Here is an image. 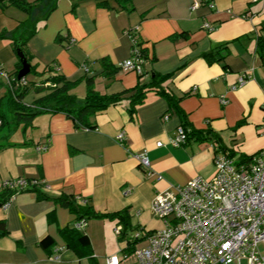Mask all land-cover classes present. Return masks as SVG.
Instances as JSON below:
<instances>
[{
    "label": "crops",
    "instance_id": "obj_1",
    "mask_svg": "<svg viewBox=\"0 0 264 264\" xmlns=\"http://www.w3.org/2000/svg\"><path fill=\"white\" fill-rule=\"evenodd\" d=\"M215 1L216 9L202 5L193 10L194 0H132L130 10L115 0H109V8L98 0H59L39 22L26 49L31 64L43 74L28 79L38 83L57 73L79 80L72 92L83 100L88 78H93L96 91L111 95L150 83L157 73L168 76L162 87L179 100L180 110L151 91L131 113L129 92L123 101L90 117L94 128L77 126L65 112H48L37 116L26 132L18 130L10 140L14 145L0 150V188L4 181L19 178L49 186H41L42 193L19 192L7 207H0V220H6L8 229L0 237V264H107L112 256L119 264H138L125 254L127 241L116 232L118 219H88L84 229H77L78 214L55 198L73 195L100 213L126 209L134 228L128 236L134 237L142 229L163 227L152 211L159 191L196 176L212 178L220 152H234V159L243 163L264 148V4ZM28 18L16 6L0 4V62L13 76L20 60L13 35ZM205 22L216 29L208 31ZM135 27L147 57L140 74L119 67L131 55L127 31ZM224 46L225 58L210 63L205 54ZM243 75L246 82L239 86ZM7 91L0 75V99ZM184 123L203 131V138L194 136L175 147L169 140ZM122 131L127 139L120 143L116 137ZM158 141L164 145L158 147ZM44 143L48 149L40 151ZM144 150L151 174L135 157ZM46 237L52 239L48 246L42 244Z\"/></svg>",
    "mask_w": 264,
    "mask_h": 264
},
{
    "label": "built area",
    "instance_id": "obj_2",
    "mask_svg": "<svg viewBox=\"0 0 264 264\" xmlns=\"http://www.w3.org/2000/svg\"><path fill=\"white\" fill-rule=\"evenodd\" d=\"M254 1L264 4V0ZM202 5L210 9L217 7L215 0H194L191 9ZM204 27L208 31L216 29L211 22H205ZM137 32L138 27L127 31L132 43L131 55L119 67L140 74L147 57ZM0 75L11 90L29 85L26 77L17 80L5 71L1 62ZM246 79V75L240 77L239 86ZM221 101L228 102L225 97ZM116 139L123 143L127 139L125 132H120ZM187 140L188 132L181 125L169 143L179 147ZM163 145V141L157 142L158 147ZM38 149L45 151L48 144H41ZM135 157L147 173L153 172L147 150L136 153ZM215 164L212 178L196 176L185 185H171L155 195L152 211L163 221V227L154 231L142 229L134 235L140 239L132 254L138 264H264V148L243 163L220 152L215 156ZM30 183L49 186L44 181L25 178L4 181L3 186L24 189ZM87 225V218L75 223L77 229ZM116 232L120 234L121 230ZM119 263L117 256L107 259V264Z\"/></svg>",
    "mask_w": 264,
    "mask_h": 264
},
{
    "label": "trees",
    "instance_id": "obj_3",
    "mask_svg": "<svg viewBox=\"0 0 264 264\" xmlns=\"http://www.w3.org/2000/svg\"><path fill=\"white\" fill-rule=\"evenodd\" d=\"M59 0H35L30 2L29 0H0L2 6H16L17 8L28 13L29 18L21 23L18 31L13 35L14 46L17 50L18 46H21L25 52L28 60L31 62V58L26 49V44L28 40L36 33L38 24L42 20L46 19L49 14L56 8L57 2ZM119 6L125 9H132L130 3L132 0H115ZM98 4L102 7H110L109 0H98ZM40 8L39 14H36V10ZM13 34V33H12ZM228 53L227 47H220L216 52L206 53L205 56L210 63L222 61L226 54ZM220 54V55H218ZM107 68L112 69L111 64H107ZM22 68V63L19 60L18 69L15 72L14 77L18 80V72ZM115 69L113 68L114 71ZM34 74L35 76H42L43 73L37 71L36 67L32 65L31 73L25 76L28 77ZM13 76V75H12ZM168 76H161L155 73L153 81L150 83H139L135 88L128 89L116 94H101L95 90L93 86V78H88L87 82L88 92L83 100H80L76 94L72 92V89L79 83V80H69L64 75L53 73L49 77L41 82L34 79H28V86H17L14 90L8 88L7 93L0 99V150L6 146L14 145L10 140L12 136L18 131H27L28 128L34 126V120L37 116L48 113V112H65L75 120L77 126H84L86 128H94L89 123V119L92 115L97 112L103 111L110 105L117 104L124 100V95L132 92L129 96V111L134 113L137 107L143 104L148 94L151 91H155L158 94L165 96L169 99L171 104L175 106L178 110V99L170 96L169 93L163 89L162 84ZM34 89L36 92L46 93L38 98H36L32 103H25V98L27 94ZM188 132V139L194 136L198 138H203V131H196L195 129H190L187 124L182 125ZM231 157L234 156V152H226ZM242 160H246V157H242ZM42 184H32L30 183L28 187L24 189L2 187L0 188V207L4 206L9 202L14 195L19 192L26 190H33L39 193L43 192L41 188ZM62 204L69 206L72 211H75L79 219L87 218H109L111 220L118 219L123 225L121 231L120 240L127 241V246L124 248L125 254L132 255L135 251L136 245L139 243L140 239L134 238L133 236H128L129 230H134L130 222V216L128 210L124 209L121 211L111 212V213H100L92 209L88 204L81 205L78 203L77 198L73 195H61L55 198ZM78 219V220H79ZM8 233L6 220H0V237ZM81 239L84 242H88V236L83 235ZM52 243V239L46 237L42 244L48 246Z\"/></svg>",
    "mask_w": 264,
    "mask_h": 264
},
{
    "label": "water",
    "instance_id": "obj_4",
    "mask_svg": "<svg viewBox=\"0 0 264 264\" xmlns=\"http://www.w3.org/2000/svg\"><path fill=\"white\" fill-rule=\"evenodd\" d=\"M17 53H18L19 59L22 63V68L18 72V77L22 78V77L27 76L29 73H31L32 64L28 60V57L26 56V54L23 51V49L21 48V46L17 47Z\"/></svg>",
    "mask_w": 264,
    "mask_h": 264
},
{
    "label": "rangeland",
    "instance_id": "obj_5",
    "mask_svg": "<svg viewBox=\"0 0 264 264\" xmlns=\"http://www.w3.org/2000/svg\"><path fill=\"white\" fill-rule=\"evenodd\" d=\"M40 92H36V91H34L33 89H31V91L27 94V96H26V98H25V103H27V104H30V103H32L33 102V99L37 96V94H39ZM20 137V136H19ZM12 140H14L15 139V137H13L12 136V138H11ZM119 229H123V225L122 224H119V227H118ZM137 231V230H136ZM136 231L134 232V233H136ZM130 257H132L131 258V260L132 261H134V260H136L137 261V259H136V257H135V255H132V256H130ZM138 263V262H137Z\"/></svg>",
    "mask_w": 264,
    "mask_h": 264
}]
</instances>
